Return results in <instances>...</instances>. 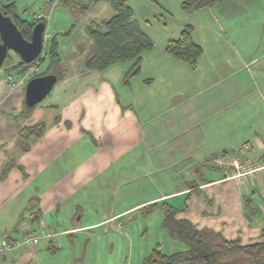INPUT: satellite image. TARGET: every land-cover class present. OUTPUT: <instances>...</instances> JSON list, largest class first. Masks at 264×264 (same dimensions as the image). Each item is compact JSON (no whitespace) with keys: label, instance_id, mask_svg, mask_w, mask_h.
<instances>
[{"label":"rangeland","instance_id":"374dc122","mask_svg":"<svg viewBox=\"0 0 264 264\" xmlns=\"http://www.w3.org/2000/svg\"><path fill=\"white\" fill-rule=\"evenodd\" d=\"M57 1L3 0L4 4L15 3L17 14L30 21L39 13H50L53 8L49 26L51 36L48 41L47 55L41 68L44 73L50 65L51 51L56 43L60 64L55 72L60 79L40 104L28 108L25 103V88L28 81L25 85L12 90L8 79L9 76L16 79L27 65L19 66V56L11 53V58L7 59L0 68V174L4 168H9V171H6L8 173L13 167L9 174V181L6 185H0L1 189L6 186L5 194L2 196L6 198H1L0 201V217L4 215L10 219L12 216L10 205L16 198V196L13 197L15 193L12 194L13 187L20 184L17 178H20L21 174L28 173L30 179L23 185L21 184L18 194L32 192L35 187L41 190V183L44 189L50 188L49 181H40L41 174H49L50 169L49 165L46 169L47 163L43 161L40 165V156L44 152L43 144H35L38 141L28 142L27 147L24 146L27 150L24 148L16 150L15 144H23L20 140L19 129L33 127L40 123L52 129V126L57 123L56 116L60 117L59 122L62 125L66 120L78 123L77 117L83 114L80 126L83 125L88 130L90 125L88 108L91 103L89 96L91 95V100H93L96 82L101 86V81L112 79L119 85L121 80L126 79L125 72L133 64L131 61L118 64L104 72L87 70L86 62L94 54V43L88 38L86 28L94 23L102 24L108 21L114 14L113 9L107 2H98L91 4L87 11L71 13L61 3L57 4ZM183 1L129 0V5L135 13V19L154 43V49L143 54V65L154 62L155 55L164 54L165 47L173 35L178 38L186 21L192 20L193 17L182 9ZM84 3H87V0ZM150 57L153 60L149 59ZM133 78H135L134 82L136 78L142 79L141 76ZM97 88L96 93H98ZM256 90L258 91L257 87ZM117 92L121 97V87ZM236 94L239 96L240 93L236 92ZM258 95L256 93L254 100L248 101V104L253 103L254 110H249L242 99L238 111L236 108L233 110L228 108L233 103L235 104L234 101L226 99L227 102L219 100L211 102L214 106L213 109L208 110L205 122L211 131L208 134L210 138L208 144L215 142L221 147H229L227 151L231 158L232 156L239 159L248 158L250 162H256L257 153L261 150L254 144H259L257 143L259 138L264 142V101ZM209 96L207 95L206 98H212ZM99 98H102L100 102L103 104L109 102L101 96ZM121 101L120 99V103ZM221 103H226V110L219 111L218 105ZM207 108H211V105L208 104ZM157 124L158 122H155L146 127L156 128ZM93 133L95 135L96 128ZM95 137L98 139L99 135ZM100 137V144H73L74 146L63 149H61L62 145L54 144L51 147L48 145V149L53 152L63 151L64 154L69 152L72 155L70 159L63 158V161H60L61 164L52 163L51 165H54L53 169L59 166L63 172L65 170L66 174L72 176L68 179L70 181L68 183L74 185L76 191L67 198L79 205L75 210L78 215L77 219L80 215L83 217L80 225L98 222L104 214L114 218L96 230L82 231L70 236L58 235L56 238L58 251H50L43 245L40 251L33 252L27 248L23 249L29 264H144L146 258L157 247L165 254H173L187 248L185 244L173 240L162 227L165 218L163 202L157 203L154 207L150 206L152 202L141 207L136 206L151 198L176 193L189 182L201 183L208 179L221 178L224 173L213 163V160H209L207 169L202 168L201 165L187 164L186 158L177 159L176 161L181 163L171 165V144L159 146L156 151L159 153L158 161H161V165L147 166L149 167L148 172L145 169L147 174L141 175L142 166L130 165L127 159L126 162L121 157V163L116 158L115 162L111 161L106 171L103 164L104 155L100 154L108 152L109 149L108 144H103L104 136ZM254 138L256 140L252 141ZM247 144L248 149L245 148ZM127 152L132 154L135 150L127 149ZM135 156L138 158L137 154ZM243 166L247 168V162L242 163ZM133 168L137 169V172H133ZM180 169H185L186 172L181 175L182 170ZM188 171L192 172L191 178L187 176L190 173ZM240 171L243 172L242 169ZM258 175L260 179L256 178V181L248 179L240 184L243 194L236 190L235 181H229L228 183H216L176 200H171L169 196L166 198V203L180 210L187 207V210L181 212L179 217L188 219L202 228L217 230L227 240H238L245 245L257 243L263 238H258L255 232L261 234L264 232V207L259 201V196L264 193V190L259 187L264 186V171ZM247 204L253 209L246 207ZM242 207H244V213L240 212ZM30 209L33 210V208ZM46 209L50 213L55 210L51 209V205H48ZM29 212L24 215V223L33 219L34 215ZM46 215L47 218L52 216L49 213ZM53 219L50 231L58 233L61 228L56 226L62 224L57 222L56 218ZM247 220L252 226L254 223L253 227L258 223V229L252 230L255 234L251 235V238H247L245 233H242L243 228L247 227ZM32 228H37V226H32ZM10 232L2 231L0 237L17 236V233ZM13 254L15 256L16 252ZM0 264H12V262L5 261ZM14 264H19V262H14Z\"/></svg>","mask_w":264,"mask_h":264},{"label":"crops","instance_id":"0c3cea01","mask_svg":"<svg viewBox=\"0 0 264 264\" xmlns=\"http://www.w3.org/2000/svg\"><path fill=\"white\" fill-rule=\"evenodd\" d=\"M189 14L193 18L186 21L183 28L187 25L193 26L194 41L203 48V54L198 59L197 66L192 68L190 65L164 53L155 55L154 62L147 65L141 63V71L137 75L142 77L141 80L136 78L134 82L135 78L132 77L128 81L121 80V83L117 85L118 82L111 79V81H101V86L96 82L93 100H91V95L89 96L91 103L88 108L90 123L88 130L85 126H80L83 114L77 117L78 123L66 120L62 125L59 122L60 117L56 116L57 123L52 126V129L46 125L45 135L35 144H43L44 152L40 156V165L47 163L46 169L48 165L50 169L49 174H41L42 180L40 179V181H49L50 188L44 189L41 183L43 192L35 187L32 192H20L18 194V188L21 184L23 185L30 179L28 173L26 175L21 174V177L17 178L20 184L13 187L12 194L15 193L13 197L16 196V198L10 205L12 216L10 219L4 215L0 217V232L11 231L10 233L16 234L20 222L28 211L35 218L39 214L40 223L50 234L55 235V239L61 234L70 236L82 231L96 230L114 218L104 214L98 222L80 225L83 217L80 215L77 219L78 215L76 214L79 205L67 198L76 191L74 185L68 183L70 182L68 179L72 176L66 174L65 170L63 172L59 166L53 169L54 165H51L52 163L61 164L60 161H63V158L70 159L72 155L69 152L64 154L63 151L53 152L51 150L52 153L48 149V145L50 147L54 144L62 145L61 149H63L74 146L73 144H100L99 139L103 135V144H108L107 148L109 149L108 152L100 154L104 155V170L107 171L111 161L114 160L115 162L116 158L121 163V157L125 161L127 159L130 165L142 166L141 175H143L147 174L145 169L148 172L149 167L147 166L161 165V161H158L159 153L156 151L159 146L171 144V165L181 163L176 161L177 159L186 158L187 164L201 165L202 168L207 169L209 160H213V163L224 173L221 178L208 179L198 183L200 190L216 183L235 181L236 190L243 194L240 187L243 181L260 179L258 174L262 173L264 168L245 175L234 168L232 161L235 157H230L227 151L229 147H221L215 142L208 144L210 139L208 134L211 131L205 122L207 121L208 110L213 109L214 106L211 102L217 100L227 102L226 99L234 101L237 105L234 106L233 103L228 108L232 110L236 108L238 111L241 99L249 110H254L253 103L250 102L254 100L253 97L256 93L264 101V0H223L210 8ZM175 37L173 35L172 39ZM149 59L153 60L151 57ZM120 87L122 89L121 97L117 92ZM96 88L98 93H96ZM12 90L14 89L12 88ZM236 92L240 93L239 96ZM207 95L213 99L206 98ZM99 96L109 102L101 103L102 98ZM119 98L122 103H120ZM248 101H250L249 104ZM208 104L211 105V108H207ZM218 107H220L219 111H223L226 110L227 105L221 103ZM155 122H158L156 128L149 129L148 126L146 127V125H153ZM94 128H96L95 135H99L98 139L93 133ZM254 140L256 138L252 141ZM258 141L259 144L254 145L261 151L257 153L256 162H259L264 156V142L260 138ZM15 149L23 150V147L21 144H15ZM127 149L135 150V152L130 154ZM135 154L138 155V158ZM240 160L242 163L250 162L248 158H241ZM168 163L170 164V162ZM4 169L0 174V185H6L9 181V174L13 167L10 172L3 176ZM180 170H182L181 175L186 172L185 169ZM133 172H137V169L133 168ZM191 174L192 172L188 173L187 176L189 175L188 177L191 178ZM259 187L264 190L263 185ZM188 188L189 186L185 184L184 188L176 191V193L148 199L136 207L151 202L160 203L169 196H171V200H176L179 197L194 193H190L191 190ZM5 191L6 186L2 189L0 187V201L1 198H6L2 197ZM41 197L45 199L43 200ZM259 201L264 207V193L259 196ZM48 205H51V209H55L52 213L47 209L45 210ZM54 206L55 208H53ZM243 210L244 207L240 212L244 213ZM48 213L52 214L51 217L56 218L57 222L62 224L61 226L60 224L55 225L57 228H61L58 233H56L57 231L55 233L50 231L54 219L47 218L46 214ZM32 221L33 219L29 221L30 225H32ZM246 223L247 227L242 229V233H245L247 238H251V235L255 233L258 238L262 237L261 233H253L252 231L258 229V223L255 227H253L254 223L252 226L248 220ZM56 244L57 239L54 243L43 239L37 249L20 248L14 251L16 252L15 256L13 252L9 258L1 261V263L11 261L12 264L14 262L29 264L23 249L27 248L35 252L42 250L41 246L43 245L45 249L58 251ZM15 258L16 260H14Z\"/></svg>","mask_w":264,"mask_h":264},{"label":"trees","instance_id":"16d2710c","mask_svg":"<svg viewBox=\"0 0 264 264\" xmlns=\"http://www.w3.org/2000/svg\"><path fill=\"white\" fill-rule=\"evenodd\" d=\"M151 1L158 2V0ZM221 1L223 0H184L182 9L187 13H192L210 8ZM84 2L85 0H58L57 4L61 3L69 12L74 13L87 11L91 4L107 2L114 12L108 21L102 24L94 23L86 28L88 38L94 43V54L86 62V69L103 72L115 64L132 61L133 65L126 73L125 80L128 81L137 76L141 71L143 54L151 52L154 49V43L135 19V13L129 5V0H87V3ZM0 5L3 14L12 18L23 36L30 40L33 27L39 22L36 16L32 21L23 19L17 14L15 3L4 4L3 0H0ZM193 34L194 27L185 26L178 38L167 43L165 53L195 68L198 59L203 54V48L194 41ZM9 58H11L10 54L3 65ZM24 64L21 60L18 63L19 66ZM59 64L60 58L55 43L51 51V63L41 75L55 74L59 80L60 76L55 72ZM45 132L44 123L29 128H20L19 136L23 143L22 147L27 150L28 142L39 141ZM259 163L264 164V156ZM7 170L9 171L8 167L4 170L3 176L7 174ZM187 186H189L188 190H191L190 193L200 191V185L196 182H189ZM166 201H162L165 214L162 227L173 240L185 244L187 248L173 254H165L157 247L146 258L144 264H264V232L262 241L257 243L245 245L238 240H227L221 232L201 228L190 220L179 217V214L186 211L187 207L180 210ZM156 204L152 203L150 206L154 207ZM246 207L253 209L249 204ZM38 215L36 218L33 216L32 226L38 227L41 224Z\"/></svg>","mask_w":264,"mask_h":264},{"label":"water","instance_id":"95a60500","mask_svg":"<svg viewBox=\"0 0 264 264\" xmlns=\"http://www.w3.org/2000/svg\"><path fill=\"white\" fill-rule=\"evenodd\" d=\"M45 23L38 22L27 40L18 29L12 18L5 16L0 5V68L7 56L14 53L25 64L34 62L43 49ZM58 82L55 74L35 77L28 81L25 88V103L28 107L40 104L53 90Z\"/></svg>","mask_w":264,"mask_h":264},{"label":"built area","instance_id":"2783aa9c","mask_svg":"<svg viewBox=\"0 0 264 264\" xmlns=\"http://www.w3.org/2000/svg\"><path fill=\"white\" fill-rule=\"evenodd\" d=\"M53 9V8H52ZM52 9L50 13H39L36 16V20L39 22L45 23V31L43 34V49L39 57L32 63L26 64V69L22 70L16 79H13L11 76L8 77L9 82L13 89L25 85V83L35 77L41 76L43 69L41 68L42 62L45 60L47 55V46L50 38V22L52 20ZM245 148L248 149L249 145H245ZM233 166L236 170H241L245 175L253 172H257L261 168H264V164L259 162H248V167H242L241 160L239 158H234ZM50 240L52 243L56 241L55 235L50 234L44 225L40 224L37 228H32L30 222H23L17 231V236H3L0 237V262L10 257V255L23 247H28L31 249H37L40 242L43 240Z\"/></svg>","mask_w":264,"mask_h":264}]
</instances>
